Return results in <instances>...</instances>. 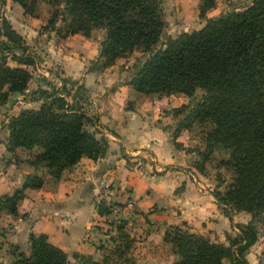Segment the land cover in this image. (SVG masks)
Returning a JSON list of instances; mask_svg holds the SVG:
<instances>
[{
  "label": "trees",
  "instance_id": "obj_1",
  "mask_svg": "<svg viewBox=\"0 0 264 264\" xmlns=\"http://www.w3.org/2000/svg\"><path fill=\"white\" fill-rule=\"evenodd\" d=\"M22 12L34 16L41 3L50 6L46 24L59 37L80 32L88 36L99 28L102 36L97 55L87 70H99L133 49L145 55L132 63L126 83L145 94L199 93L189 103L173 107L182 113L174 132L201 125V146L195 151L199 160L193 167L204 171V163L213 152H225L220 158L229 167L230 178L212 194L229 217L246 211L250 218L236 224L227 242L212 241L179 224H168L162 241L170 244L173 264H248L247 249L257 240L255 223L264 218V0H250L238 10L207 17L201 26L169 36L162 18L160 0H13ZM215 0H198V14L214 5ZM8 59L15 64H9ZM37 60L22 36L0 13V104L12 91L23 93L31 72L26 67ZM37 86L29 98L41 99L35 108L21 107L11 114L7 127L6 149H35L25 159L52 178L81 156L95 159L105 152L107 141L97 137L86 124L90 118L73 100L63 78L59 84L48 80ZM81 84L76 85V89ZM177 144V143H176ZM28 172L10 193L0 194V209L17 214V201L26 187H39L44 173ZM99 215L109 213L103 198L95 202ZM114 250L126 251L133 238L116 224ZM27 251L16 248L9 263L65 264L68 253L47 240L43 232H28ZM121 249V250H119ZM73 264H105L91 254L72 251ZM127 260V259H125ZM128 264H136L129 259Z\"/></svg>",
  "mask_w": 264,
  "mask_h": 264
},
{
  "label": "crops",
  "instance_id": "obj_2",
  "mask_svg": "<svg viewBox=\"0 0 264 264\" xmlns=\"http://www.w3.org/2000/svg\"><path fill=\"white\" fill-rule=\"evenodd\" d=\"M196 3L197 0H160L165 32L198 28L202 22L195 25L192 20L198 11ZM169 9L173 15L167 23L163 16ZM0 12L37 55L25 90H34L48 78L56 83L62 76L77 79L70 93L92 118L86 126L95 129L96 135H105L109 144L105 156L97 160L81 156L57 179L42 171V185L26 187L16 204L23 215L0 209V226L8 225L10 242L25 249L28 232H43L48 241L68 254L76 251L99 260L107 234L94 200L103 198L112 203L114 217L123 220V228L133 238V255L146 263L171 264L170 244L161 238L168 224H179L212 241L226 243V233L250 218L246 211L234 212L230 217L222 211L212 194L214 177L205 169L198 171L187 159L183 145L191 136L180 131L186 128L173 135L182 113L168 110L186 103L187 96H146L126 83L132 68L121 69L117 65L124 63L126 68L131 64L132 53L141 51L133 49L101 71L87 70L85 64L97 54L101 29H91L88 36L75 32L57 37L52 30L37 33L44 19L23 13L16 1L0 0ZM174 13L181 18L175 21ZM77 84L85 88V96L80 99L74 94L78 92ZM172 97L179 101L172 103ZM127 100L130 102L125 104ZM26 106L36 107L37 101L20 95L10 106L1 107L10 115ZM6 118L0 113V194L18 187L24 173L40 171L25 159L30 150L6 149ZM261 238L258 236L250 247H257Z\"/></svg>",
  "mask_w": 264,
  "mask_h": 264
},
{
  "label": "rangeland",
  "instance_id": "obj_3",
  "mask_svg": "<svg viewBox=\"0 0 264 264\" xmlns=\"http://www.w3.org/2000/svg\"><path fill=\"white\" fill-rule=\"evenodd\" d=\"M249 1L250 0H215L214 5L211 6V7L206 8L204 10V13H203L202 16H199L198 11H197V15H196L195 20L194 19H192V20L195 21L196 22L195 25H197V22L198 23L199 22H202L203 23L207 17L215 16V15H218L220 13H223V12H226V11H230V10H238V9H241L245 5H247L249 3ZM177 5H179V3H177ZM172 9L175 10V7L173 8V6H172ZM172 9L165 10V15L163 17L166 19V22L167 23L171 20V16L173 15L171 13ZM196 9L198 10V0H197V3H196ZM49 10H50V6L48 4L41 3L40 6H39V8H38L37 13L34 15V16H41L44 19L43 20L44 23L39 24V26L37 28V33L41 32L43 30H52L47 25H45L46 24V20H47L48 15H49ZM173 18L176 21L177 19H180L181 17H179V15H177V14L174 13V17ZM188 22L186 24H188ZM167 29H168V27H166V31H167ZM190 29H193V28H190ZM190 29L189 28L188 29L180 28V29H175V30L172 29L169 33H167V32L166 33L169 36L174 37L180 31L190 30ZM98 30H99V28H98ZM54 35L57 36L55 34V32H54ZM57 37H59V36H57ZM27 46L31 50V47L29 45H27ZM137 51L140 52L139 49H137ZM132 54H133L132 55V61H131V64L130 65H128L126 68H124L123 67V64L124 63H121V64H118L117 67L118 68H121V69L132 68V63L135 62V61H137V60H140L145 55V53L142 52V51L139 54H135V53H132ZM93 58H91V59H93ZM89 61H90V59L85 64V67H87V65L89 64ZM114 61H113V63H114ZM7 62L9 64H12V65L15 64V61L14 60H11V59H8ZM35 63H36V61L33 64L26 66L29 69V71L31 72V76L33 74V67H34ZM104 68L99 69V71L103 70ZM129 75H128V77H129ZM61 78H63L64 83L66 85V88L70 92V89L72 88V85L75 83V81L77 79H70L67 76H62ZM45 80H48V81H50V82H52V83H54L56 85L59 84V82L56 83L55 80L53 82V79H50V78L44 79L43 81H45ZM58 81H59V79H58ZM39 86H44V83L42 82V84L39 85ZM77 90H78V92H75L74 93L77 96V99H80L82 96H85V88L82 85H80V88L77 89ZM31 93L36 95V93H34V90H32V91L31 90H28V91L25 90L23 93H19L18 92V94L15 97V99H13V100H11L9 102V105H7L6 102L4 104H0V113L1 114H4V116L7 117L6 118V121L8 120V117L11 114L9 115V113H7L6 110H3V108L1 106H5V105L6 106H10L11 104L14 103V101H16L17 99H19L20 95H22V98L23 99L36 100L37 101V106L39 105V103L41 102V99H38V98L37 99H31V98H29L32 95ZM198 93H199V90H196L195 94H192L190 96H187L186 97L187 98L186 99L187 100L186 102L189 103L190 101H192L193 99H195L197 97ZM11 94L12 93H10L9 95H11ZM143 94H145V93H143ZM178 94H180V93H178ZM178 94H173V95H178ZM145 95L146 96H151V95H156V94H145ZM164 95H169V94H164ZM72 96H73L72 98L74 100V95L72 94ZM74 101L78 102L77 100H74ZM178 101H179V99H176L175 97L174 98L172 97V103H177ZM129 102L130 101L127 100L125 102V104H127ZM26 107H31V106H26ZM32 108H35V107H32ZM172 108L173 107H171L168 111H171ZM200 128H201V125L200 126L199 125H197V126L196 125H193L190 128H186V129H181L180 130V131H182L181 134H186V135L188 134L189 136H191V140L188 141L185 145H183V149H185V151L188 154L187 155V159H188V161L191 162V164H193L194 160H199L198 159L199 157H198V155H197V153L195 151V148L197 146H201V143H200V140H199ZM173 132H174V129H173ZM96 136L97 137L103 136L106 139V141H107V146H106V149H105V152L103 153V155H101V156H99V157H97V158H95L93 160H97V159L105 156V154L108 152V145H109L108 144V139H107V137L105 135L100 134V135H96ZM174 143L176 144V142H174ZM34 150L35 149H33L32 151L30 150L29 153H27V155L30 156V154H32L34 152ZM225 156H226V153L225 152H213L212 155L210 156V158L207 161H205V163H204L205 164L204 165L205 171L208 172V174H210L212 177H214V179L216 180L215 185L218 184V186H222L230 178V170L231 169L229 167H227V166H224L221 162H219L220 158L225 157ZM38 170H40V171L37 172V173H41L43 171V168L38 169ZM23 195H24V193H23ZM99 199L94 200V204ZM108 204H109V210L110 211H109L108 214H103V219H102L104 225L106 226V234H107V237L105 238L104 242L101 244V247H103L104 250H103V252H102L101 257L99 258V260H101L103 258V256H104L105 264H128L129 259H133L136 264H153V261H151V263H146L143 258L137 257V255H133V251L130 250V247L131 246L126 251H122L120 254H118V252L116 250H114V246L116 244H119L118 243V240L116 239V235H115V233H116V228L115 227H116V224H118L119 222H122L123 223V220L114 217V213L111 211L112 203L109 202ZM17 214L23 215L24 213H19L17 211ZM17 214H15V215H17ZM263 219L264 218L262 217L260 220H258L255 223V225L257 227V230H258L257 239H258V236H261L262 237L261 238V241L258 243L259 245L257 247H255V248H253V249L251 247H249L247 249L246 253H245V257L248 258L247 260H248V262H251V264H264V223H263L264 221H263ZM7 228H8V225L7 224H5L4 226H0V262H4V263H9L12 260V258H13V256H12L13 250H15L16 248L22 249V248L18 247V245L15 244L14 242H10L9 241V239L7 238V234H6L8 232V229ZM234 230H236V229H234ZM233 234H234L233 233V230H231L229 233H226V236H233ZM27 235H28V233L26 234V239H27ZM131 245H132V243H131ZM27 246H28V244H27V241H26V248L23 249V250L27 251ZM119 250H121V249H119ZM67 258H68V261L65 264H73L75 262V259H73L69 254H68V257ZM125 259H127V260H125ZM168 260H169V258H168ZM173 262H174V254H173ZM173 262H171V264H173ZM165 264H169V263H165ZM222 264H229V261L226 260V259H224Z\"/></svg>",
  "mask_w": 264,
  "mask_h": 264
},
{
  "label": "water",
  "instance_id": "obj_4",
  "mask_svg": "<svg viewBox=\"0 0 264 264\" xmlns=\"http://www.w3.org/2000/svg\"><path fill=\"white\" fill-rule=\"evenodd\" d=\"M115 83L117 84L118 82H115ZM17 94H18V91L17 90L12 91V94L7 97L6 104L9 105V102L11 100L15 99V97L17 96ZM147 262H149V260Z\"/></svg>",
  "mask_w": 264,
  "mask_h": 264
}]
</instances>
